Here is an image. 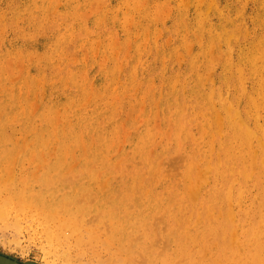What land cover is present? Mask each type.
I'll return each mask as SVG.
<instances>
[{"label": "rangeland", "instance_id": "obj_1", "mask_svg": "<svg viewBox=\"0 0 264 264\" xmlns=\"http://www.w3.org/2000/svg\"><path fill=\"white\" fill-rule=\"evenodd\" d=\"M51 1L50 0H44V1L43 0H0V67H1L0 68V111H1L0 112V128H1V130H0V149L2 147V151H3V153H2V151L0 150V170L6 169L5 167H7V168L10 167L12 169L11 173L7 174L8 173L7 172V173H4L5 176L3 175V179H6L7 183L10 180V184H9V186L5 185L6 187H4V185L1 186L3 188L2 189L0 188V196L2 194V196H3V197L1 196L2 198H4L5 196L7 198H12V197L15 198L16 196L22 195L21 192H24L22 195L23 197L21 196L22 200L25 198L24 199V200H26L24 202L25 206H26V204L29 203V205L26 208V211H28L27 215L26 214H25V216L22 215L24 217L21 216V218L18 221L20 225H21V223L23 225L21 227V230L18 229V228H20V226H18V228H16V224L14 225V223H13V225L15 227L12 226L11 224H9V225H11L10 227H12L10 229L9 225L6 226L5 224H3L0 221V224H1L0 229L2 231H4V233H5L4 234L0 230V252L17 259L18 261L24 262V263H29V261H30V264H32V262H34V261L43 263L44 257H47V253L49 251H51L49 249H52L51 246H56V248L55 247L54 248L58 249L61 252L64 250L63 248H65V252L67 251V255H68V251L71 250V251H69V255H70L71 260H69L70 262H68V263L65 262L64 264H79L80 262H81L80 264H82L83 262L86 263V261H87V264H98L99 262L97 259H99V261H101V259H103V258L105 259V257L110 255L109 253L111 251L112 245H110V247H109V245L106 243V250L103 251L105 249V247L100 246V243L102 242V244L105 245L103 239L106 240L110 236L113 226L117 223V222H113V221L115 219H118L119 222L120 221L126 222V224H124L125 230L127 231V234H130V235H128L129 240H128L127 245H130L131 238L133 239V237H134V239H135L137 237L134 240V242H136L137 239H139L138 236L141 235L140 236L141 239L138 240L136 243H134V245H136V247L132 245L133 247H135V249H133V247H132V250H133L132 254L134 256H136V258L139 259V256H141V254L144 255L145 251L143 248H146V247L152 254H154V252H156V251H159L160 248L162 251V247L164 249V246H162V244L163 245L168 244V245H166L167 249L165 248L162 251L163 254L164 255L170 254V253L172 254L174 252L173 251L174 247H173V244L171 243V241L174 239L175 234L173 233L172 230H171V233L168 232V231H170V229H169L170 227L172 229V224H171L172 223L171 220L173 218L172 215H174V217L178 216V213H176V212H178L179 210H177V209L179 207H181L182 204L185 202V200H186L185 197L188 196V193L192 192L191 188L194 189L195 185H200V183H198L199 182L198 180H196V182L192 184V182H194V181L188 180L187 173L184 171L188 172L187 169H189L190 165L192 164L191 166H193V167H191V168H193L197 172V175L198 176L200 174L203 175V172L205 171L204 166H206V164H208V162H210V160L212 158H214L218 155V152L220 149L219 139H220V136L223 134L225 128H224L223 123H218L219 122L218 117L220 118V115H221L222 118H220V120H222V122H223L224 117H225L224 115H226V112H223L225 110L223 108V105H225V104L228 105L230 98H231V94H233L235 92L234 89H229L227 86L225 87L226 84H224L222 86V83H220L221 82L220 78L226 74H227L226 76H228V78H231V75L234 77L243 76L237 70L239 62L241 61V59L239 60V58H240V56H243V54L245 55L247 53L253 52V50H254V53L257 55V59H256L257 65L256 66L259 67V69L264 68V63H263L264 58L262 57V56H264V52H263L264 51V49H263L264 48V40H263L264 38L262 39V37H264V28H263L264 27V22H263L264 20L262 19V17L264 18V16H263L264 15L263 14L264 13V7H263L264 6V3H263L264 0H215V1L214 0H137V1L136 0H105V1L104 0H58L59 2H57V0H54V1L51 0ZM141 1H142V3H141ZM208 1H211V4L208 5V3H210ZM29 2L31 5L29 4ZM49 4H51V5H49ZM24 5L27 7V9ZM34 5H37L38 8ZM129 5H130V7H129ZM157 6H158V8H157ZM216 6H218V8ZM208 7H210L209 8L210 10L208 9ZM19 8H20V10H19ZM200 8L203 10L204 13H201V12L199 13ZM39 9H41V10H39ZM45 9H46V11H45ZM206 9H208V12H206L207 11ZM239 9H240V11H239ZM14 10H19V11H14ZM27 10H29V11H27ZM54 10H55V12H53ZM31 11L32 12L34 11V12L32 13ZM158 11H159V13H158ZM162 11H163V13H162ZM51 14H53V15H51ZM200 14H201V16H200ZM216 14H218V15H216ZM58 15H60V18H58L59 17ZM181 16H182V18H181ZM183 16H184V18H183ZM232 16H234L233 17L234 20L232 19ZM24 17H26V18H24ZM198 18L199 19L201 18L203 20L201 25H200V20ZM62 19H65V20H62ZM181 19H184V20H181ZM162 21H164V22H162ZM183 21H185V22H183ZM231 21H233V22H231ZM207 22H209V23H207ZM218 23H219V25H218ZM52 24L54 25V27ZM213 24H215V25L213 26ZM232 24L233 25L235 24V26L233 27ZM3 25L5 27H3ZM55 25H56V27H55ZM211 25L214 28L211 29L210 28ZM223 25H224V27H223ZM259 25H262V26L260 27ZM202 26H203V28H201ZM52 27H53V29H52ZM205 27H206V29H205ZM207 27H209V28H207ZM158 28H160L161 30ZM1 29H3V30H1ZM176 29H178V30H176ZM245 29L247 31H245ZM116 30H117V33H116ZM174 30H176V31H174ZM237 30H239V31L241 30V31L239 32ZM231 31H233V32L237 31V34L232 33L235 36L233 41H230L227 38V34H229V33L231 34ZM185 33H186V35H185ZM238 33H239V36L237 37L236 35H238ZM244 33L246 34V36L244 35ZM147 34H148V36H147ZM158 34H159V36H158ZM223 34H224V38L222 36ZM85 35H87V36H85ZM146 37H149V38H147V40L149 39L148 41L146 40ZM93 38H95V39H93ZM115 38H117V39L115 40ZM135 38H136V40H135ZM201 38H202V40H201ZM92 39H93V41H92ZM226 39L229 40L228 41L229 45H228ZM259 39L261 41L259 42L260 44L258 43L259 44L258 45L257 42L259 41ZM166 40H167L168 44L166 43ZM188 41H190V42H188ZM212 41L215 44L211 43ZM145 42H146V49L144 48ZM186 42H188V43H186ZM237 42L238 43L240 42V43L238 44ZM253 42H254V44H253ZM73 43H74L73 51H70L68 46L70 45V48H71ZM60 44H62V45H60ZM135 44H137V45H135ZM212 44L214 45V47H212L213 46ZM239 45H240V47H239ZM245 45H248V46H245ZM186 46H187V48L191 47L190 50H188L186 48ZM215 46H216V48H215ZM60 47H62V48H60ZM231 47H232V50L228 51L229 49H231ZM256 47L258 48L257 52H259V50H260V53H263L262 55L259 56V53L257 54V52L255 51L257 49ZM201 48H202V51H201ZM238 48H239V50H238ZM245 48H247L249 51H247V49H245ZM97 49H98V51H97ZM105 49H107V50H105ZM112 49L114 52L112 51ZM116 50L118 53H116ZM209 50L211 52L213 50V52L211 53ZM240 50H241V52H240ZM238 51L240 52V54L238 53ZM76 52H77V55H76ZM180 52L182 54H179L180 56H178L177 53H180ZM87 54H89V55H87ZM204 54H205V58L203 56ZM226 55L229 58L226 57ZM164 56L166 59L164 58ZM182 56H183V58H181ZM213 56L215 58H212ZM223 56H224V58H223ZM238 56H239V58H238ZM116 57L118 60L116 59ZM258 57L260 59L262 57V59L260 60ZM203 58L205 60H203ZM210 58L212 61H210ZM177 59H179V60H177ZM206 59H207V61H206ZM126 60H128L127 63H126ZM198 60H199V62H198ZM8 61H10V63ZM102 61H104V62L106 61V63H104L102 65V63H103ZM189 61L190 62L193 61V62L190 63ZM200 62H201V64L198 65L197 63H200ZM207 62H208V64H207ZM221 62L224 63L222 65L223 67L220 66L222 64ZM232 62H234L233 63L234 65L231 64ZM259 62H261V63H259ZM205 63L207 65H205ZM189 64H191V65H189ZM100 65H102V68L100 67ZM104 65H105V67H104ZM212 65H215V66L212 67ZM229 65H230V67H229ZM221 67H222V69H221ZM224 67H225V69H224ZM69 69H71V70H69ZM194 69H196L197 71ZM7 70H9V71H7ZM227 70H228V73L225 74V71H227ZM84 71L87 74H85ZM222 71H223V73H222ZM233 71L236 73H233ZM237 71H238V73H237ZM195 72L196 73L198 72V74H196ZM207 72L209 74H206ZM18 74H20V75H18ZM178 74H179V76H178ZM205 74L208 75L207 79H206ZM263 74L255 76V77H253V79L252 78L249 79L251 77V76L248 77L249 75L243 76L244 77L243 81L245 82L247 89L245 88V86L241 80H240V83H242L241 85H242L243 89L245 88V92H247V91L250 92L249 90H252L253 85L258 84L262 79H264ZM135 75H136V78H135ZM14 77H16V78L18 77V78L16 79ZM83 77H85V78H83ZM194 77L195 78L197 77V78L195 79ZM200 77H203V78H201V81L199 80ZM11 78H13L15 80H13ZM38 78H40L39 79L40 81L38 80ZM173 78L176 80L174 81ZM210 78H213L212 79L213 82L210 80ZM256 78L258 79L257 82H256ZM204 79H206L207 81L204 82L205 81ZM56 80H58V81H56ZM184 80H185V82H184ZM51 81H52V83H51ZM172 81H174V82H172ZM196 81H198V82H196ZM200 82H202V83H200ZM168 83H172L175 86L172 87V84H168ZM181 83H182V86H181ZM79 84H80V86H79ZM166 85H168V86H166ZM213 85H214V87H213ZM191 87H193V88H191ZM211 87L213 89L212 92H211V90H212ZM215 87H216V89H215ZM198 88H200V89H198ZM136 89H137V91H136ZM175 89H176V91H175ZM194 89H196V90H194ZM208 89H210V90H208ZM221 89H222V91H221ZM169 90H170V95H169ZM42 91H43V93H42ZM217 91H218L219 95H218ZM229 91L231 92V94ZM115 92H116V94H115ZM220 92L222 93V95L220 97L221 101H218L215 99V97H216V95L219 97ZM226 92H227V94H226ZM202 94H205V95H203V97L207 98V101L210 100L211 96H212V99H211L212 101H208L209 104L211 103V106L209 107L210 111L207 112L208 110L207 111L205 110L207 113H205V111H204L203 115L200 114V113H202L201 112L202 107L199 105V103L201 104L204 100V98L202 97ZM191 95H193V97H191ZM223 95L224 96L228 95V98H227V96H225L227 98L226 99ZM171 96H172V98H171ZM176 96H177V98H176ZM213 99H215V100H213ZM168 100L170 101L169 102L170 105L167 104ZM173 100H174V102H173ZM171 101L173 102V105H172ZM214 101L216 102L215 105H214ZM220 102L222 105L220 104ZM31 104H33V106ZM143 104H145V105H143ZM182 105H185L187 108L185 106L183 107ZM191 105H192V107H194L193 109H192V107H190ZM198 105H199V107H198ZM180 106H181V108H180ZM195 106L197 107L196 110H195V108H196ZM215 106H217V107L215 108ZM22 107L24 109H22ZM140 108H142L141 111H140ZM183 108H186V109H183ZM190 108H191V111H190ZM199 108L201 110H199ZM220 110L222 111L221 113H219ZM198 111H200L199 114H198ZM44 112H45V114H44ZM196 112H197V114H196ZM212 112L214 114H212ZM137 113H139V114H137ZM216 113L218 114L217 119H216V116H217ZM210 114H212V115H210ZM263 114H261L260 118L263 117ZM18 115H21V116H18ZM158 115H159V119H157ZM187 115H189L190 117ZM196 115L199 116V118ZM56 116H58V117H56ZM80 116H82V118ZM46 117H47V119H45ZM209 117H210V119H209ZM140 118H143V119H140ZM180 118H183V119H180ZM188 118H189V120H187ZM204 119H206V120H204ZM211 119H212V121H211ZM207 120L210 122H208ZM157 121L159 122L158 124L154 123ZM205 121H206V123H204ZM262 121H263V119H261V121H260L261 124L262 123L264 124V121L263 122ZM212 122H213V125H212ZM22 123L26 124V126L23 125ZM170 123H171V125H170ZM181 123L182 124L184 123V124L182 125ZM207 123H208V125H207ZM102 124H104V125H102ZM154 124H156V125H154ZM216 124H221L220 130H219V127L216 126ZM29 125L31 127H33V126L34 127L31 128ZM121 125L123 126V128ZM135 125H138V126L136 127ZM171 126H172V128L170 130L169 127H171ZM197 127H198V129H197ZM2 128H3V130H2ZM25 128H26V130L24 131ZM77 128H78V130H77ZM204 128H205V130H204ZM40 129H43V130H40ZM51 129H52V131H50ZM189 129L190 130L192 129V131H190L191 134H193V135H191V137H190V135H187L188 133H190L187 131ZM199 129H201V131ZM31 130H34V131H31ZM36 130L38 132L40 130V132L38 133ZM81 130H82V133H81ZM160 130L162 132H160ZM20 131L22 132V134H20L21 133ZM146 131L148 133H146ZM217 131H220L221 133L218 132V134H216ZM41 132H42V134H41ZM46 132H48L49 134H47ZM157 132H158V134H156ZM28 133H29V135H28ZM68 133L69 134L71 133V134L68 135ZM201 133H204L205 136H203L204 134L200 135ZM209 133H210V135H209ZM19 135H21V137ZM124 135H125V137H124ZM39 136H42V137H39ZM117 136H118V138H117ZM178 136H179V139H178ZM192 136H193V139L191 140L190 138H192ZM202 136H203V139H202L203 142L201 140L199 142L200 143V145H199V143L197 141H199ZM213 136H216L214 138V140L216 141L215 143H214V140L211 139V138H213ZM5 137H6V139H5ZM55 137H56V139L54 140L53 138H55ZM168 137L170 139H168ZM160 138H161V140H160ZM166 138H167V140H166ZM48 139H49V141H48ZM210 139L212 140L213 143L210 141ZM1 140L2 141L6 140V141L2 142ZM141 140H143L144 142ZM193 140H196V141L192 142ZM118 142L120 143V145ZM189 142H190V144H189ZM210 142L213 144V147H212V144ZM82 143L85 145H82ZM108 143H109V145H108ZM111 143H113V144H111ZM139 143H140V145H138ZM206 143H208V144H206ZM23 145L26 146V149H24L25 146H23ZM4 147H5V149H4ZM13 147H14V149H13ZM138 147H139V149H138ZM201 147H202V149H201ZM83 148H84V150H83ZM99 148H103V149L100 150ZM150 148H152V149H150ZM178 148L180 149L181 153H179ZM212 148H214L213 151H211ZM215 148H216V151H215ZM97 149H98V151H97ZM128 149H129V151H128ZM116 150H118V151H116ZM7 151H8V153H6ZM65 151H67V152H65ZM149 151H150V153H149ZM199 152H203V153H201V155L204 154L203 157L201 156L202 158L200 157ZM50 153H51V155H50ZM84 153L86 155H83ZM135 153H137V154L135 155ZM178 153L179 154L183 153V154L181 156H179ZM205 153H207V156H205L206 155ZM10 154H12V155H10ZM15 154H17V156L18 155L19 156L17 157ZM42 154L45 157L44 156L42 157L41 156ZM256 154H257V152H256ZM184 155H187V156H184ZM210 155H211V157H210L211 159H209ZM50 157H51V159H50ZM179 157L183 160L179 159ZM199 157H200V159H199ZM205 157H207V159ZM13 159L15 161L17 160L16 162H14V166L12 164ZM177 159L180 162H178ZM190 159L191 160L195 159V161H194L195 163L192 162ZM208 159H209V161H208ZM1 160H3V161H1ZM158 160H160V161H158ZM169 160H171V161L176 160V163H175L176 165L173 164L174 162H170ZM196 160H198V162H196ZM43 161H46V162L44 163ZM59 161L61 163H59ZM67 161H68V163H67ZM189 161H190V163H189ZM139 162H141L140 165H139ZM166 162H168V165ZM169 162L172 165V167L169 165ZM127 163H128V165L126 166L125 164H127ZM196 163L199 165L198 167H197ZM2 164H4V166ZM38 164H39V166H38ZM59 164H61V165H59ZM85 164H87V165H85ZM92 164H94V165H92ZM115 164L119 168L118 173H117L118 168L114 167ZM181 164H182V166H181ZM186 164L188 165V167ZM10 165L13 167H11ZM36 166H38V168ZM49 166L50 167L52 166V168H50ZM69 166L72 168H70ZM167 166H170V167H167ZM90 167L92 170L90 169ZM109 167H110V169H109ZM156 167H159L160 169L158 168V170H157ZM199 167H200V170H199L200 172L202 171L201 169L203 168V171L200 174H198L199 171L197 170V168H199ZM209 167H212V164ZM68 168H70V169L67 172L66 170H68ZM79 168L82 169V171L80 169V171L82 173L79 171ZM150 168H151V170H149ZM168 168L172 172L168 171ZM30 169H31V171H30ZM32 169H34V170H32ZM132 169H134V170H132ZM178 169H179V171H178ZM87 170L91 171V172H88ZM163 170L167 173H165ZM173 170H174V172H173ZM212 170H215V169L212 167L210 169L211 173L206 174V171L204 173L205 175H207V176H205V178H207V181L209 180V177H210V181H208V184H205L204 180H203L204 182L200 181V182H203V185L205 184V186H203L200 189L201 192L199 193V196L204 195L205 194L204 190H206L208 195L205 194V196H203V198H206V200H208V198L211 196L209 193L213 189V185L216 186L215 180L212 179L216 171L214 172ZM98 171H99L100 176L97 175ZM100 171H101V173H100ZM46 172H48V173H46ZM131 172H132V174H131ZM156 172H159V174ZM162 172H163V174H162ZM70 173H74L76 175H79L80 173L81 174L79 176H76V175L73 176V174L70 175ZM173 173H174V177H173ZM179 173L180 174L182 173V174L180 175ZM25 174H27V180L30 184V185H27L28 187L25 185H18L17 181H16V178L21 177V176H25ZM91 174L93 175V177L96 175L95 176L96 180L92 179L93 177L91 176ZM114 174L116 176L113 177ZM153 174H155V175H153ZM49 175H51L50 178L53 179V181L51 182V185H49L50 182L47 181V178H49ZM62 175H63V177L65 175L71 176L72 178H74L75 176L76 177L74 179H71L72 181H70V180H67V178L68 179H70V178L68 176H66L67 177V178L65 177L67 180L66 181L65 178L64 179L62 178ZM163 175L164 176L166 175L167 177L165 176V179H164ZM144 176H145V178H144ZM198 176H197V179H200V178H198ZM141 177H143V178H141ZM155 177H156V179H155ZM215 177H216V175H215ZM55 178H57V179H55ZM60 178H62L65 181L60 180ZM104 178H106V179H104ZM159 178H160V180H158ZM178 179H180V180H178ZM54 180H55V182H54ZM105 180H106V186L104 187V185H105L104 181ZM157 181H159L158 185L153 186L154 184H157ZM176 181L177 182L180 181V182L177 183ZM45 182H46V184H45ZM53 182L55 185L52 184ZM12 183H14V184L12 185ZM101 183H103L104 189L101 186ZM187 183H189V184L191 183L190 186L193 185L191 188H189L190 191L187 188V187H189V186H187L188 185ZM131 184H133V185H131ZM168 184L171 185L170 186L171 189L170 188L168 189V187H167ZM210 184H213V185H210ZM182 185H184V186L182 187ZM252 185H247L246 194L241 199L242 204L241 203H239V204L234 203V208L236 210H239V208H240L239 205H241V207L243 206L242 209L245 210V208L250 205V203H251L250 201L258 198L257 197L258 194H259V197H261L262 195L264 197V190H259V189H257L258 187H256L255 185H253V186ZM11 186H12V188H11ZM134 186H135V188H134ZM174 186H175V188H174ZM176 187H178V188H176ZM179 187L183 188L184 190L182 189V191H181V189H179ZM249 187H250V189H249L250 191L248 190ZM23 188H25L24 191H23ZM210 188H211V190H210ZM145 190L148 191V192L146 191L147 194H144ZM156 190H158V191H156ZM187 190H188V192H187ZM209 190H210V192H209ZM88 191H89V193H88ZM30 192L34 193L33 196H32V194H30ZM92 192H95V194ZM174 192H175V194H174ZM132 193H133V195H132ZM165 194L168 196H166ZM30 195L32 196V198ZM67 195H68V197H67ZM110 195H111V197H110ZM146 195H147V198H145ZM156 195L159 198H157ZM159 195L160 196L165 195L164 197L167 200L163 199L164 197L163 196L160 197ZM175 195L178 197V202L176 201L177 197ZM181 196H182V199L184 201H182V199L181 200L179 199ZM83 197H84V199H83ZM170 197H171V199L169 200L168 198H170ZM91 198H93L94 201ZM130 198H131V200H130ZM156 198H157V200H156ZM160 198L163 199V201H161ZM199 199H201V198H199ZM199 199L197 200L198 202H199ZM62 201L63 202H67V201L72 202V205L69 204L70 206H68L67 205L68 203L65 204ZM172 201L174 204H172ZM174 201H176V203ZM247 201H249L250 203ZM61 202L64 205H62ZM89 202H91V203L89 204ZM167 203L169 206L167 205ZM170 204H172L173 206ZM179 204H181V206L178 207L177 205H179ZM187 204L189 205V207L190 206L192 207L191 203H186V205H184V206L188 207ZM197 205H199V203ZM63 206H64V209L62 208ZM113 206H114V208L117 207L118 210L113 209ZM166 206H168V207H166ZM170 206H172V208ZM28 207H30V208H28ZM34 207H35V209H34ZM156 207H157V209H156ZM31 208H32V211H31ZM164 208H168V210H166V214L163 213L164 217L162 215L161 219H160L159 217H160V214L162 213V211L165 212ZM56 209H57V213H59L61 215V217L57 213L55 215H58L60 217V219L64 218V217L65 218L68 217V220H70L69 218H71L73 216L72 219L75 222H79L78 219H80V218H77V215L79 213H81V211L84 210L82 212L83 214H79L80 216L78 215V217H81V219H80L81 224L85 223V222H83V220L86 218L88 220H90L91 217H89V216H91L93 214H95V216L98 215L95 218H99V219H91L89 222H88V220L86 221V223L88 224L87 228H86L87 230L84 229L82 232H83V235H84V232L85 233L89 232L90 235L85 234L84 236L83 235L82 236L84 237V239L87 238L85 240H87L88 242H90L89 240H91V242L95 240L94 241L95 244L98 241L97 239L101 240V242L98 241L99 244H96V245L92 242V245H94V248L96 249V247H97L96 250L99 251V253L102 252L101 254L98 253V255H100V257L102 256L101 259H100V257H97L96 255H94L97 251L95 252L94 251L95 249L93 248V246L89 245L88 242H87V246H85V247H83L81 245L82 246L81 249L84 250L83 253H81V249L79 251L78 248L81 246L78 245L79 243L78 244L75 243L77 241L76 236H75V234L73 237L71 236L72 233L70 231L72 228L70 229V227H65L64 228L65 229L64 230V232H65L64 236L63 237L61 236V234L63 235V232H62V233H60V237H62L63 239L65 238V240H67L66 239L67 236L65 237V235H67L69 233L68 239L72 242V244L69 240H67L68 242H66L65 240H61L58 238L59 240H61V245H62L61 246L59 244L58 240H55L57 238L52 239V238H49L51 236H47V234H48L47 231H48L49 225H51V229L54 230V229H58V226H57L58 223H56L57 221L60 222L61 224L66 223L68 221L67 219H65L66 220L65 222L63 221V219H61L62 220L61 221L58 219V216L57 217L54 216V214H52V213H55ZM131 209H133V210L131 211ZM188 209L189 210L187 211V213H188L187 215H189V211H190V208H188ZM35 210L36 211L39 210L37 214L35 213ZM44 210L47 211V213H44L45 212ZM59 210H62V211L58 212ZM101 211L102 212L104 211V213H102ZM170 211H172V212H170ZM97 212H99V213H97ZM45 214H46V216H45ZM120 214H121V216H120ZM169 214H171V215L169 216ZM30 215H32L31 217L35 218V219H32L33 221L31 220ZM36 215L38 216L37 218H36ZM153 215H155V216L158 215L159 220H164V221H160V222L158 221L159 223H156L157 217L156 218L154 217L156 220V221H154V218L152 217ZM26 216H28L27 219L29 218L28 219L29 221L26 219ZM139 216L140 217L141 216L142 217L147 216V219L146 218L145 219L148 223L145 225L142 224L143 226H141L139 224V220H140L138 218ZM162 217H163V219H162ZM22 218L26 219L27 221H25ZM38 218H39V220L37 221ZM93 218H94V215H93ZM148 218H150V221L148 220ZM106 219H108V220H106ZM124 219H125V221H124ZM40 220H41V222H40ZM93 220H95V222ZM169 220H170V222H168ZM195 220L192 221V224L195 223ZM31 222H34V223H31ZM152 222H153V225H154V223L158 224L156 226L157 227L156 229H158V230L153 228ZM164 222H165V224H164ZM197 222L198 221H196V223ZM27 223L30 224L29 226L32 225V227H29L27 225ZM130 223H131V225H129ZM134 223H135V225H134ZM201 223L202 222H198L197 224H201ZM41 224H46V225H41ZM77 224L75 225V228H77V230H78V228H79V230H81L82 228L86 227V225H85V227L82 225V228L77 227ZM106 224L109 226V227L108 226L107 227L110 229V231H109L110 233L106 230V227H105ZM3 225H5V226H3ZM102 225H103V227H102ZM155 225H154V227H155ZM165 225H166V229H165ZM1 226H2V228H1ZM40 226H43V227H40ZM55 226H56V228H54ZM145 226H146V228H145ZM3 227H5V229L8 227L7 228L8 231L3 230ZM13 228H15V230ZM24 228H25V230H24ZM49 228H50V226H49ZM88 228H90L92 232H90ZM94 228H98V230H100V231H98L97 229H94ZM103 228H104V230H103ZM152 228H153V230H152ZM16 229H18V232ZM27 229L30 232L26 231ZM145 229H146V231H144ZM163 229L165 230V232L162 231ZM94 230L96 231V234L100 235V237L96 236V234L93 233ZM14 231H16V232H14ZM32 231H33V233H32ZM42 231H43V233L41 234ZM154 231L156 233H159V234H157V236H156V233ZM72 232L74 233L73 229H72ZM75 232H77V231H75ZM97 232H99V233H97ZM100 232H103L102 233L103 236ZM140 232H143L145 235L143 236V234H139ZM22 233H23V235H22ZM80 233H81V231H80ZM162 233L164 235H162ZM33 234H34V236H33ZM131 234H133V235H131ZM16 235H19V239L21 240V241L19 240L20 244L17 241L18 236H16ZM88 235H89V237H88ZM104 235L106 236V238ZM135 235H137V236L135 237ZM146 235H147V237H146ZM165 235H167L166 237H169L171 235L169 240L167 238H165ZM35 236H36V238H35ZM44 236H46L48 239L45 238ZM94 236H96V238ZM158 236H160L159 239L161 238V236H162V238L159 240L157 238ZM154 237H155V239L157 238L158 240L156 239L157 241H155ZM27 238H28V240H27ZM31 238L34 240H32ZM41 238H42L41 241L43 243H41V241H40ZM73 238H75V240ZM49 239H52V241H54V242H52L50 240V242L53 244V245L50 244L51 246L47 242V241H49ZM147 239H149V240H147ZM162 240H164V242H162ZM64 241L66 243H64ZM148 241L152 244L148 245V243H147ZM166 241H167V243H166ZM67 243H69V244L67 245ZM83 243L84 242H82L81 244H83ZM155 243H157V244H155ZM158 243H160L161 247L158 246L159 245ZM69 245L71 246L70 249L67 248ZM76 245H78L79 247ZM83 245H86V241H85V244H83ZM145 245H147V246L145 247ZM46 247H47V249H46ZM48 247H51V248L48 249ZM41 248L43 250H41ZM60 248L63 250H61ZM66 248L68 250H66ZM101 248L103 250H101ZM107 248H108V250H107ZM85 249H86V251H85ZM44 250H45V252H44ZM91 251H94V252H91ZM76 252H77V254H76ZM107 252H109L108 255L106 254ZM70 253L73 255H71ZM80 253H81V255H80ZM84 253H85V255H84ZM88 253L89 254L91 253V254L89 255ZM54 254L52 255V253H51L49 255V258L53 259ZM66 257L67 256L63 257V255L62 256L60 255V259H58V262L60 264H63L62 260H63V258H66ZM75 257L79 258L80 262H78L77 259L75 260ZM54 259H56V258H54ZM67 259H69V258H67ZM72 259H73V261H72ZM102 261L105 262V260H102ZM102 263L103 262H100L99 264H102Z\"/></svg>", "mask_w": 264, "mask_h": 264}, {"label": "bare ground", "instance_id": "obj_2", "mask_svg": "<svg viewBox=\"0 0 264 264\" xmlns=\"http://www.w3.org/2000/svg\"><path fill=\"white\" fill-rule=\"evenodd\" d=\"M44 1V0H43ZM51 1V0H50ZM54 1V0H53ZM105 1V0H104ZM137 1V0H136ZM215 1V0H214ZM213 1V2H214ZM36 2V1H35ZM52 2V1H51ZM57 2H59L58 0H57ZM56 2V3H57ZM107 2V1H106ZM134 2V1H133ZM140 2V1H139ZM154 2V1H153ZM163 2V1H162ZM208 2H210V3H208V5L209 4H211V1H208ZM263 2V1H262ZM261 2V3H262ZM27 3V2H26ZM141 3H142V1H141ZM146 3V2H145ZM200 3V2H199ZM215 3V2H214ZM264 3V2H263ZM29 4H30V2H29ZM187 4V3H186ZM189 4V3H188ZM28 5V4H27ZM31 5V4H30ZM43 5V4H42ZM41 5V6H42ZM49 5H51V4H49ZM59 5V4H58ZM140 5V4H139ZM160 5V4H159ZM201 5V4H200ZM216 5V4H215ZM263 5V4H262ZM261 5V6H262ZM19 6V5H18ZM25 6V5H24ZM29 6V5H28ZM34 6H36L37 7V5H34ZM93 6V5H92ZM118 6V5H117ZM121 6V5H120ZM161 6V5H160ZM204 6V5H203ZM211 6V5H210ZM26 7V6H25ZM30 7V6H29ZM35 7V8H36ZM53 7V6H52ZM129 7H130V5H129ZM135 7V6H134ZM146 7V6H145ZM217 8H218V6H216ZM264 7V6H263ZM24 8V7H23ZM38 8V7H37ZM110 8V7H109ZM132 8V7H131ZM157 8H158V6H157ZM156 8V9H157ZM210 7H208V9H209ZM26 9H27V7H26ZM25 9V10H26ZM121 9V8H120ZM134 9V8H133ZM144 9V8H143ZM153 9V8H152ZM182 9V8H181ZM208 9H206L207 11L206 12H208ZM19 10H20V8H19ZM19 10H14V11H19ZM30 10V9H29ZM29 10H27V11H29ZM32 10V9H31ZM34 10V9H33ZM39 10H41V9H39ZM138 10V9H137ZM202 9L200 8V11H199V13L201 12V13H204L203 12V10L201 11ZM210 10V9H209ZM213 10V9H212ZM45 11H46V9H45ZM121 11V10H120ZM128 11V10H127ZM239 11H240V9H239ZM26 12V11H25ZM32 12V11H31ZM34 12V11H33ZM32 12V13H33ZM53 12H55V10L53 11ZM72 12V11H71ZM177 12V11H176ZM205 12V13H206ZM221 12V11H220ZM122 13V12H121ZM128 13V12H127ZM157 13V12H156ZM155 13V14H156ZM158 13H159V11H158ZM162 13H163V11H162ZM66 14V13H65ZM91 14V13H90ZM123 14V13H122ZM165 14V13H164ZM231 14V13H230ZM239 14V13H238ZM264 14V13H263ZM22 15V14H21ZM27 15V14H26ZM51 15H53V14H51ZM62 15V14H61ZM117 15V14H116ZM160 15V14H159ZM199 15V14H198ZM216 15H218V14H216ZM24 16V15H23ZM29 16V15H28ZM59 17L58 18H60V15H58ZM131 16V15H130ZM200 16H201V14H200ZM251 16V15H250ZM264 16V15H263ZM54 17V16H53ZM67 17V16H66ZM105 17V16H104ZM118 17V16H117ZM116 17V18H117ZM133 17V16H132ZM153 17V16H152ZM199 17V16H198ZM205 17V16H204ZM233 17L234 16H232V19H233ZM24 18H26V17H24ZM31 18V17H30ZM62 18V17H61ZM65 18V17H64ZM81 18V17H80ZM181 18H182V16H181ZM183 18H184V16H183ZM202 18V17H201ZM199 19L200 20V25H201V23L203 22V20L202 19ZM224 18V17H223ZM66 19V18H65ZM65 19H62V20H65ZM132 19V18H131ZM134 19V18H133ZM176 19V18H175ZM180 19V18H179ZM225 19V18H224ZM262 19L264 20V18L262 17ZM45 20V19H44ZM61 20V19H60ZM85 20V19H84ZM119 20V19H118ZM181 20H184V19H181ZM180 20V21H181ZM221 20V19H220ZM229 20V19H228ZM227 20V21H228ZM234 20V19H233ZM236 20V19H235ZM256 20V19H255ZM28 21V20H27ZM72 21V20H71ZM123 21V20H122ZM128 21V20H127ZM131 21V20H130ZM206 21V20H205ZM226 21V20H225ZM46 22V21H45ZM54 22V21H53ZM162 22H164V21H162ZM176 22V21H175ZM183 22H185V21H183ZM210 22V21H209ZM209 22H207V23H209ZM231 22H233V21H231ZM235 22V21H234ZM262 22V21H261ZM264 22V21H263ZM222 23V22H221ZM220 23V24H221ZM226 23V22H225ZM4 24V23H3ZM42 24V23H41ZM46 24V23H45ZM180 24V23H179ZM230 24V23H229ZM256 24V23H255ZM48 25V24H47ZM53 25V24H52ZM57 25V24H56ZM56 25H55V27H56ZM62 25V24H61ZM70 25V24H69ZM130 25V24H129ZM147 25V24H146ZM203 25V24H202ZM208 25V24H207ZM215 24H213V26H214ZM218 25H219V23H218ZM225 25V24H224ZM224 25H223V27H224ZM228 25V24H227ZM233 25V24H232ZM141 26V25H140ZM199 26V25H198ZM204 26V25H203ZM203 26L201 27V28H203ZM235 26V24L233 25V27ZM260 27L262 26V25H259ZM3 27H5L4 25H3ZM53 27H54V25H53ZM53 27H52V29H53ZM130 27V26H129ZM216 27V26H215ZM227 27V26H226ZM230 27V26H229ZM232 27V28H233ZM167 28V27H166ZM200 28V27H199ZM207 28H209V27H207ZM211 29L212 28H214V27H212V25H211V27H210ZM217 28V27H216ZM264 28V27H263ZM4 29V28H3ZM3 29H1V30H3ZM51 29V28H50ZM148 29V28H147ZM158 29H160V28H158ZM198 29V28H197ZM205 29H206V27H205ZM204 29V30H205ZM226 29V28H225ZM229 29V28H228ZM90 30V29H89ZM140 30V29H139ZM161 30V29H160ZM176 30H178V29H176ZM176 30H174V31H176ZM194 30V29H193ZM200 30V29H199ZM210 30V29H209ZM224 30V29H223ZM222 30V31H223ZM91 31V30H90ZM217 31V30H216ZM225 31V30H224ZM237 31H239V30H237ZM237 31L235 32H233V31H231V34L229 33V34H227V38L230 40V41H233L234 40V38H235V36L232 34V33H235V34H237ZM241 31V30H240ZM239 31V32H240ZM245 31H247L246 29H245ZM145 32V31H144ZM161 32V31H160ZM187 32V31H186ZM200 32V31H199ZM211 32V31H210ZM218 32V31H217ZM244 32V31H243ZM70 33V32H69ZM68 33V34H69ZM116 33H117V30H116ZM138 33V32H137ZM154 33V32H153ZM162 33V32H161ZM177 33V32H176ZM225 33V32H224ZM72 34V33H71ZM76 34V33H75ZM99 34V33H98ZM160 34V33H159ZM159 34H158V36H159ZM217 34V33H216ZM222 34V33H221ZM220 34V35H221ZM250 34V33H249ZM40 35V34H39ZM73 35V34H72ZM80 35V34H79ZM82 35V34H81ZM84 35V34H83ZM185 35H186V33H185ZM207 35V34H206ZM212 35V34H211ZM210 35V36H211ZM244 35L246 36V34L244 33ZM85 36H87V35H85ZM107 36V35H106ZM147 36H148V34H147ZM157 36V37H158ZM223 36V38H224V34L222 35ZM237 37L239 36V33H238V35H236ZM262 36V35H261ZM79 37V36H78ZM156 37V38H157ZM208 37V36H207ZM217 37V36H216ZM118 38V37H117ZM117 38H115V40L117 39ZM137 38V37H136ZM136 38H135V40H136ZM147 38H149V37H146V40H147ZM189 38V37H188ZM218 38V37H217ZM264 37H262V39H263ZM67 39V38H66ZM93 39H95V38H93ZM93 39H92V41H93ZM125 39V38H124ZM198 39V38H197ZM222 39V38H221ZM254 39V38H253ZM261 39V38H260ZM259 39V41L257 42V44L261 41ZM101 40V39H100ZM114 40V41H115ZM149 40V39H148ZM147 40V41H148ZM199 40V39H198ZM201 40H202V38H201ZM206 40V39H205ZM220 40V39H219ZM224 40V39H223ZM227 40V39H226ZM229 40H227V43H228V41ZM241 40V39H240ZM258 40V39H257ZM256 40V41H257ZM264 40V39H263ZM109 41V40H108ZM119 41V40H118ZM138 41V40H137ZM140 41V40H139ZM169 41V40H168ZM68 42V41H67ZM100 42V41H99ZM157 42V41H156ZM188 42H190V41H188ZM188 42H186V43H188ZM224 42V41H223ZM166 43L168 44V42H167V40H166ZM183 43V42H182ZM193 43V42H192ZM211 43H213V41L211 42ZM222 43V42H221ZM235 43V42H234ZM238 43V42H237ZM240 43V42H239ZM238 43V44H239ZM263 43V42H262ZM261 43V44H262ZM102 44V43H101ZM118 44V43H117ZM129 44V43H128ZM141 44V43H140ZM200 44V43H199ZM213 44H215V43H213ZM212 44V45H213ZM220 44V43H219ZM245 44V43H244ZM248 44V43H247ZM251 44V43H250ZM253 44H254V42H253ZM256 44V43H255ZM256 44V45H257ZM260 44V43H259ZM258 44V45H259ZM60 45H62V44H60ZM98 45V44H97ZM105 45V44H104ZM135 45H137V44H135ZM187 45V44H186ZM190 45V44H189ZM209 45V44H208ZM228 45H229V43H228ZM227 45V46H228ZM73 46H74V43H73V45H72V47L70 48V45L68 46V48L70 49V51H73ZM218 46V45H217ZM245 46H248V45H245ZM251 46V45H250ZM63 47V46H62ZM62 47H60V48H62ZM139 47V46H138ZM190 47V46H189ZM210 47V46H209ZM212 47H214V45L212 46ZM221 47V46H220ZM219 47V48H220ZM239 47H240V45H239ZM258 47V46H257ZM256 47V48H257ZM98 48V47H97ZM113 48V47H112ZM145 49H146V42H145V47H144ZM178 48V47H177ZM186 48H187V46H186ZM191 48V47H190ZM190 48H187L188 50H190ZM215 48H216V46H215ZM236 48V47H235ZM255 48V49H256ZM259 48V47H258ZM258 48L255 50L256 52H257V50H258ZM72 49V50H71ZM205 49V48H204ZM209 49V48H208ZM213 49V48H212ZM218 49V48H217ZM237 49V48H236ZM242 49V48H241ZM245 49H247V48H245ZM264 49V48H263ZM59 50V49H58ZM105 50H107V49H105ZM221 50V49H220ZM227 50V49H226ZM230 50H232V47H231V49H229L228 51H230ZM238 50H239V48H238ZM97 51H98V49H97ZM96 51V52H97ZM112 51H113V49H112ZM119 51V50H118ZM201 51H202V48H201ZM200 51V52H201ZM210 51V50H209ZM218 51V50H217ZM223 51V50H222ZM244 51V50H243ZM247 51H249L248 49H247ZM78 52V51H77ZM77 52H76V55H77ZM87 52V51H86ZM114 52V51H113ZM196 52V51H195ZM204 52V51H203ZM211 52V51H210ZM212 52H213V50H212ZM211 52V53H212ZM240 52H241V50H240ZM240 52L238 51V53L240 54ZM251 52V51H250ZM264 52V51H263ZM73 53V52H72ZM94 53V52H93ZM116 53H118L117 52V50H116ZM189 53V52H188ZM230 53V52H229ZM259 53V56L260 55H262L263 53H260V50H259V52H257V54ZM74 54V53H73ZM178 54V56H180L179 54H182L181 52L180 53H177ZM201 54V53H200ZM219 54V53H218ZM238 54V55H239ZM53 55V54H52ZM87 55H89V54H87ZM86 55V56H87ZM95 55V54H94ZM118 55V54H117ZM198 55V54H197ZM202 55V54H201ZM228 55V54H227ZM226 55V57H228ZM177 56V57H178ZM204 56V58H205V54L203 55ZM210 56V55H209ZM217 56V55H216ZM221 56V55H220ZM244 56V57H243ZM243 56H240V58H239V56H238V58H239V60L241 59V61L239 62V65H238V68H237V70L243 75V76H247V75H249L248 77H250L249 79H253V77H255V76H258V75H260V74H263L264 73V68H260L259 69V67H257L256 65H257V63H256V59H257V55L254 53V50H253V52H251V53H247V54H243ZM13 57V56H12ZM60 57V56H59ZM103 57V56H102ZM115 57V56H114ZM171 57V56H170ZM169 57V58H170ZM196 57V56H195ZM198 57V56H197ZM208 57V56H207ZM242 57V58H241ZM263 58H264V56H262ZM262 57H261V59H262ZM164 58H165V56H164ZM163 58V59H164ZM180 58V57H179ZM181 58H183V56L181 57ZM203 58V60H205ZM209 58V57H208ZM212 58H215L214 56L212 57ZM223 58H224V56H223ZM229 58V57H228ZM259 58V57H258ZM35 59V58H34ZM88 59V58H87ZM116 59H117V57H116ZM166 59V58H165ZM164 59V60H165ZM193 59V58H192ZM260 59V58H259ZM260 59V60H261ZM9 60V59H8ZM11 60V59H10ZM31 60V59H30ZM118 60V59H117ZM122 60V59H121ZM177 60H179V59H177ZM191 60V59H190ZM197 60V59H196ZM215 60V59H214ZM231 60V59H230ZM235 60V59H234ZM127 61L128 60H126V63H127ZM139 61V60H138ZM194 61V60H193ZM193 61H189L190 63H192ZM206 61H207V59H206ZM210 61H212L211 60V58H210ZM209 61V62H210ZM218 61V60H217ZM216 61V62H217ZM228 61V60H227ZM232 61V60H231ZM230 61V62H231ZM9 63H10V61H8ZM12 62V61H11ZM23 62V61H22ZM103 63H102V65L104 64V63H106V61L104 62V61H102ZM188 62V63H189ZM198 62H199V60H198ZM263 62V61H262ZM8 63V64H9ZM38 63V62H37ZM196 63V62H195ZM203 63V62H202ZM222 63V62H221ZM226 63V62H225ZM234 62H232L231 64H233ZM259 63H261V62H259ZM264 63V62H263ZM75 64V63H74ZM73 64V65H74ZM198 65L199 64H201V62L200 63H197ZM204 64V63H203ZM207 64H208V62H207ZM206 63H205V65H207ZM216 64V63H215ZM219 64V63H218ZM224 63H222L220 66H222ZM102 65H100V67L102 68ZM120 65V64H119ZM189 65H191V64H189ZM234 65V64H233ZM259 65V64H258ZM19 66V65H18ZM121 66V65H120ZM137 66V65H136ZM202 66V65H201ZM213 66H215V65H212V67ZM217 66V65H216ZM262 66V65H261ZM260 66V67H261ZM8 67V66H7ZM104 67H105V65H104ZM188 67V66H187ZM223 67V66H222ZM222 67H221V69H222ZM229 67H230V65H229ZM1 68V67H0ZM176 68V67H175ZM8 69V68H7ZM59 69V68H58ZM121 69V68H120ZM189 69V68H188ZM207 69V68H206ZM212 69V68H211ZM224 69H225V67H224ZM229 69V68H228ZM10 70V69H9ZM9 70H7V71H9ZM21 70V69H20ZM69 70H71V69H69ZM86 70V69H85ZM192 70V69H191ZM194 70H196V69H194ZM219 70V69H218ZM236 70V69H235ZM177 71V70H176ZM180 71V70H179ZM178 71V72H179ZM197 71V70H196ZM201 71V70H200ZM208 71V70H207ZM221 71V70H220ZM238 71H237V73H238ZM85 72V71H84ZM173 72V71H172ZM175 72V71H174ZM202 72V71H201ZM210 72V71H209ZM7 73V72H6ZM12 73V72H11ZM136 73V72H135ZM134 73V74H135ZM180 73V72H179ZM189 73V72H188ZM196 73V72H195ZM221 73V72H220ZM222 73H223V71H222ZM226 73H228V70L227 71H225V74ZM230 73V72H229ZM233 73H236V72H234L233 71ZM85 74H87L86 72H85ZM174 74V73H173ZM184 74V73H183ZM190 74V73H189ZM196 74H198V72L196 73ZM204 74V73H203ZM202 74V75H203ZM206 74H209L208 72L206 73ZM205 74V75H206ZM18 75H20V74H18ZM17 75V76H18ZM191 75V74H190ZM201 75V76H202ZM217 75V74H216ZM227 75V74H226ZM226 75H221L222 77L220 78V83H222V86L224 85V84H226L225 85V87L227 86L229 89H234L235 90V92L233 93V94H231V92H230V94H231V98H230V101H229V103H228V105H223V108L225 109L223 112H226V115H224L225 117H224V120H223V122H222V120H220V118H222V116L220 115V118L218 117V114L216 113V119H217V117H218V123H223L224 124V128H225V130H224V132H223V134L220 136V139H219V146H220V149H219V152H218V155L216 156V157H214V158H210L211 157V155L209 156V159H211L210 160V162H208L209 161V159H208V164H206V166H204L205 167V171H206V174H209V173H211V171H210V169L213 167L215 170H212V171H216L215 172V174H214V176H213V180H215V182H216V186L215 185H213V184H210V185H213V189L211 190V188H210V190H211V192H210V190H209V194L211 195L209 198H208V200H206V198H203V196H205V194H207V191L206 190H204L205 192V194L204 195H202V196H199V193L201 192L200 191V189L203 187V186H205V184H208V181H210V177H209V180L207 181V178H205V176H207V175H205L204 173H205V171L203 172V175H201L200 173H202V171H203V168L201 169L202 171L200 172L199 170H200V167L199 168H197V170L199 171L198 172V174H200L199 176L197 175V172L193 169V168H191V167H193V166H191L190 165V168L189 169H187L188 170V172L187 171H184V172H186L187 173V176H188V180H191V181H194V182H192V184L193 183H195L196 182V180H198L199 182L198 183H200V185H195V187H194V189H192L191 187L193 186V185H191L190 186V184L189 183H187L186 185L187 186H189V187H187L188 188V190H189V188H191V190H192V192L189 194L188 193V196L187 197H185L186 198V200H185V202L186 203H191V205H192V207L190 206L189 207V205H188V207L187 206H184V205H186V203L184 202L183 204H182V206H181V204H179V205H177L178 207L179 206H181V207H179L177 210H179L178 212H176V213H178V216H175L174 217V215H172V220H171V224H172V229H171V227L169 228L170 229V231H168V232H170L171 233V230L173 231V233L175 234L174 235V239L171 241V243L173 244V247H174V252L171 254H166V255H164L163 254V250L166 248L167 249V246L166 245H168V244H165V245H163L162 244V246H164V249H163V247H162V251H161V248L159 249V251H156V252H154V254H152L148 249H147V245H145V247L146 248H143L144 249V255L143 254H141V256H139V259L138 258H136V256H134L132 253H133V250H132V247L133 246H135L136 247V245H134V243H136L138 240H140L141 238H140V236L141 235H139L138 237H139V239H137V241L136 242H134V240L137 238L136 236L137 235H135V239H134V237H133V239L131 238V240H130V245H127L128 244V235H130V234H127V231L125 230V225L124 224H126V222H119V220L118 219H115L113 222H117L114 226H113V228H112V231H111V234H110V236L106 239V240H104L103 238V241H104V243H105V245H103L102 244V242H101V240L100 239H97L98 241H100L101 243H100V246H103V247H105V249L103 250L102 248H101V250H103V251H105L106 250V243L109 245V247H110V245H112L111 246V251H110V253L109 252H107L106 254L108 255V253L110 254V255H108L107 257H105V259L103 258V259H101V257H100V255H98V253H99V251H97L96 249H97V247H96V249L94 248V245H92V242L94 243V241H92L91 242V240H89L90 242H88L87 240H85V239H87V238H85L84 239V235L85 234H89V232L88 233H85L84 232V235H83V230L84 229H86L87 228V223H86V221L88 220L87 218L86 219H84L83 220V222H85L84 224L82 223H80V219H81V217H78V215L79 214H83L82 212L84 211H81V213H79L78 215H77V218H80V219H78V221L79 222H75V221H73V219H72V217L71 218H69L70 220H68V217L67 218H61V219H63V221L65 222L66 220L65 219H67L68 221L66 222V223H63V224H61L60 222H56V223H58L57 224V226H58V229H54V230H52L51 229V225H49L50 226V228H49V226H48V234H47V236H51V237H49V238H57V239H55V240H58V242H59V244L61 245V240H65V238L63 239L62 237L64 236V228L65 227H70V229L72 228L73 229V231H74V233L72 232V229H71V233H72V237L74 236V234H75V236H76V244H78L79 246H83V247H85V246H87V242H88V244L89 245H91V246H93V248L95 249L94 251L96 252L94 255H96L97 257H100V259H101V261H99V259H97L98 260V262L100 263V262H103L104 264H264V197H263V195L261 196V197H259V194H258V198L257 199H253L252 201H247V202H249L250 203V205L248 206V207H246L245 208V210L244 209H242V207H241V205H239L240 206V208H239V210H236L235 208H234V203H241V199H242V197H244L245 196V194H246V190H247V185H255L256 187H258L257 189H259V190H264V124L262 123L261 124V119H263V121H264V79H262L258 84H256V85H253L252 86V90H249L250 92H245V88H246V85H245V82L243 81V79H244V77L243 76H241V77H234V76H232L231 75V78H228V76H226ZM264 75V74H263ZM87 76V75H86ZM169 76V75H168ZM173 76V75H172ZM178 76H179V74H178ZM187 76V75H186ZM199 76V75H198ZM262 76V75H261ZM177 77V76H176ZM220 77V76H219ZM264 77V76H263ZM14 78H16V77H14ZM18 78V77H17ZM16 78V79H17ZM83 78H85V77H83ZM135 78H136V75H135ZM175 78V77H174ZM173 78V80L175 81L176 79H174ZM178 78V77H177ZM195 78V77H194ZM197 78V77H196ZM195 78V79H196ZM201 78H203V77H200V81H201ZM208 78V75H206V79ZM262 78V77H261ZM11 79H13V78H11ZM40 78H38V80H39ZM172 79V78H171ZM182 79V78H181ZM185 79V78H184ZM206 79H204L205 81L204 82H206L207 80ZM212 79L213 78H210V80L212 81ZM218 79V78H217ZM13 80H15V79H13ZM183 80V79H182ZM187 80V79H186ZM240 80L243 82V84H244V86H245V88L243 89V87H242V83H240ZM255 80V79H254ZM257 78H256V82H257ZM40 81V80H39ZM44 81V80H43ZM56 81H58V80H56ZM93 81V80H92ZM91 81V82H92ZM113 81V80H112ZM171 81V80H170ZM174 81H172V82H174ZM248 81V80H247ZM121 82V81H120ZM169 82V81H168ZM177 82V81H176ZM175 82V83H176ZM184 82H185V80H184ZM187 82V81H186ZM194 82V81H193ZM192 82V83H193ZM196 82H198V81H196ZM213 82V81H212ZM254 82V81H253ZM51 83H52V81H51ZM167 83V82H166ZM195 83V82H194ZM200 83H202V82H200ZM218 83V82H217ZM216 83V84H217ZM168 84H172V83H168ZM198 84V83H197ZM252 84V83H251ZM254 84V83H253ZM91 85V84H90ZM162 85V84H161ZM185 85V84H184ZM250 85V84H249ZM248 85V86H249ZM79 86H80V84H79ZM92 86V85H91ZM166 86H168V85H166ZM175 85H173L172 84V87H174ZM181 86H182V83H181ZM197 86V85H196ZM221 86V87H222ZM20 87V86H19ZM115 87V86H114ZM180 87V86H179ZM184 87V86H183ZM208 87V86H207ZM213 87H214V85H213ZM187 88V87H186ZM191 88H193V87H191ZM201 88V87H200ZM200 88H198V89H200ZM210 88V87H209ZM250 88V87H249ZM169 89V88H168ZM178 89V88H177ZM211 89H212V87H211ZM215 89H216V87H215ZM247 89V88H246ZM148 90V89H147ZM185 90V89H184ZM191 90V89H190ZM193 90V89H192ZM194 90H196V89H194ZM208 90H210V89H208ZM219 90V89H218ZM233 90V91H234ZM28 91V90H27ZM136 91H137V89H136ZM175 91H176V89H175ZM213 91V89L211 90V92ZM221 91H222V89H221ZM134 92V91H133ZM154 92V91H153ZM196 92V91H195ZM206 92V91H205ZM21 93V92H20ZM42 93H43V91H42ZM175 93V92H174ZM180 93V92H179ZM193 93V92H192ZM201 93V92H200ZM199 93V94H200ZM217 93H218V91H217ZM29 94V93H28ZM27 94V95H28ZM37 94V93H36ZM115 94H116V92H115ZM154 94V93H153ZM226 94H227V92H226ZM136 95V94H135ZM165 95V94H164ZM169 95H170V90H169ZM174 95V94H173ZM172 95V96H173ZM203 95H205V94H202V97H203ZM208 95V94H207ZM210 95V94H209ZM218 95H219V93H218ZM221 95H222V93L220 92V96L218 97L217 95H216V97H215V99L216 100H218V101H221L220 100V97H221ZM172 96H171V98H172ZM224 96V95H223ZM225 96H227V98H228V95H225ZM224 96V97H225ZM174 97V96H173ZM180 97V96H179ZM190 97V96H189ZM191 97H193V95H191ZM195 97V96H194ZM207 97V96H206ZM214 97V96H213ZM223 97V98H224ZM12 98V97H11ZM154 98V97H153ZM176 98H177V96H176ZM186 98V97H185ZM184 98V99H185ZM200 98V97H199ZM204 98V97H203ZM226 98V97H225ZM226 98V99H227ZM196 99V98H195ZM211 99H212V96H211ZM208 100V101H212V100ZM215 99H213V100H215ZM2 100V99H1ZM119 100V99H118ZM166 100V99H165ZM170 100V99H169ZM168 100V102H167V104H169V101ZM198 100V99H197ZM185 101V100H184ZM195 101V100H194ZM193 101V102H194ZM199 101V100H198ZM208 101H207V98H204V100H203V102L200 104L199 103V105L202 107V110L199 108V110H201V112L202 113H200L201 115H203V113H204V111L206 110H208L207 112H209L210 110H209V107L211 106V103L209 104L208 103ZM89 102V101H88ZM172 102V101H171ZM173 102H174V100H173ZM173 102H172V105H173ZM23 103V102H22ZM33 103V102H32ZM192 103V102H191ZM215 101H214V105H215ZM84 104V103H83ZM180 104V103H179ZM194 104V103H193ZM220 104H221V102H220ZM219 104V105H220ZM32 106H33V104H31ZM30 105V106H31ZM143 105H145V104H143ZM157 105V104H156ZM170 105V104H169ZM181 105V104H180ZM188 105V104H187ZM195 105V104H194ZM199 105H198V107H199ZM213 105V104H212ZM213 105V106H214ZM222 105V104H221ZM183 107L185 106V105H182ZM81 107V106H80ZM179 107V106H178ZM186 107V106H185ZM190 107H192V105L190 106ZM196 107V106H195ZM217 106H215V108H216ZM219 107V106H218ZM143 108V107H142ZM142 108H140V111H141V109ZM180 108H181V106H180ZM187 108V107H186ZM186 108H183V109H186ZM194 107H192V109H193ZM222 108V107H221ZM22 109H24L23 107H22ZM174 109V108H173ZM178 109V108H177ZM197 109V107L195 108V110ZM34 110V109H33ZM117 110V109H116ZM121 110V109H120ZM217 110V109H216ZM215 110V111H216ZM190 111H191V108H190ZM205 111V113H207ZM214 111V112H215ZM1 112V111H0ZM119 112V111H118ZM150 112V111H149ZM184 112V111H183ZM193 112V111H192ZM199 112L200 111H198V114H199ZM218 112V111H217ZM222 111L220 110V112L219 113H221ZM140 113V112H139ZM139 113H137V114H139ZM158 113V112H157ZM44 114H45V112H44ZM128 114V113H127ZM150 114V113H149ZM188 114V113H187ZM196 114H197V112H196ZM212 114H214L213 112H212ZM212 114H210V115H212ZM223 114V113H222ZM225 114V113H224ZM261 114H263V117H261L260 118V116H261ZM49 115V114H48ZM76 115V114H75ZM74 115V116H75ZM119 115V114H118ZM208 115V114H207ZM18 116H21V115H18ZM47 116V115H46ZM136 116V115H135ZM149 116V115H148ZM187 116H189V115H187ZM197 116V115H196ZM16 117V116H15ZM44 117V116H43ZM49 117V116H48ZM56 117H58V116H56ZM81 118H82V116H80ZM85 117V116H84ZM154 117V116H153ZM170 117V116H169ZM182 117V116H181ZM190 117V116H189ZM192 117V116H191ZM198 118H199V116H197ZM201 117V116H200ZM25 118V117H24ZM135 118V117H134ZM205 118V117H204ZM11 119V118H10ZM45 119H47V117L45 118ZM59 119V118H58ZM85 119V118H84ZM125 119V118H124ZM129 119V118H128ZM140 119H143V118H140ZM146 119V118H145ZM157 119H159V115H158V118ZM170 119V118H169ZM180 119H183V118H180ZM202 119V118H201ZM208 119V118H207ZM209 119H210V117H209ZM213 119V118H212ZM212 119H211V121H212ZM135 120V119H134ZM156 120V119H155ZM154 120V121H155ZM177 120V119H176ZM187 120H189V118L187 119ZM200 120V119H199ZM204 120H206V119H204ZM203 120V121H204ZM7 121V120H6ZM9 121V120H8ZM13 121V120H12ZM58 121V120H57ZM86 121V120H85ZM141 121V120H140ZM159 121V120H158ZM154 122V123H159V122ZM170 121V120H169ZM182 121V120H181ZM184 121V120H183ZM208 121V120H207ZM215 121V120H214ZM213 121V122H214ZM262 121V122H263ZM33 122V121H32ZM148 122V121H147ZM185 122V121H184ZM196 122V121H195ZM208 122H210V121H208ZM213 122H212V125H213ZM216 122V121H215ZM177 123V122H176ZM203 123V122H202ZM204 123H206V121L204 122ZM23 124V123H22ZM45 124V123H44ZM52 124V123H51ZM85 124V123H84ZM123 124V123H122ZM153 124V123H152ZM169 124V123H168ZM182 124V123H181ZM184 124V123H183ZM182 124V125H183ZM215 124V123H214ZM222 124V125H223ZM23 125H25L26 126V124H23ZM82 125V124H81ZM102 125H104V124H102ZM148 125V124H147ZM154 125H156V124H154ZM160 125V124H159ZM170 125H171V123H170ZM205 125V124H204ZM203 125V126H204ZM207 125H208V123H207ZM219 125V126H218ZM220 125L221 124H216V126L217 127H219V130L221 129V127H220ZM30 126V125H29ZM33 126V125H32ZM44 126V125H43ZM55 126V125H54ZM122 126V125H121ZM136 127L138 126V125H135ZM134 126V127H135ZM199 126V125H198ZM23 127V126H22ZM31 127V126H30ZM34 127V126H33ZM33 127H31V128H33ZM63 127V126H62ZM168 127V126H167ZM193 127V126H192ZM191 127V128H192ZM209 127V126H208ZM211 127V126H210ZM30 128V129H31ZM122 128H123V126H122ZM170 128V130H171V128H172V126L171 127H169ZM23 129V128H22ZM36 129V128H35ZM135 129V128H134ZM137 129V128H136ZM184 129V128H183ZM197 129H198V127H197ZM208 129V128H207ZM213 129V128H212ZM217 129V128H216ZM0 130H1V128H0ZM2 130H3V128H2ZM26 130V128L24 129V131ZM29 130V129H28ZM40 130H43V129H40ZM40 130H39V132H40ZM77 130H78V128H77ZM147 130V129H146ZM200 131H201V129H199ZM204 130H205V128H204ZM31 131H34V130H31ZM37 131V130H36ZM50 131H52V129L50 130ZM150 131V130H149ZM188 132H190V131H192V129L190 130H187ZM199 131V132H200ZM211 131V130H210ZM3 132V131H2ZM21 132V131H20ZM27 132V131H26ZM38 132V131H37ZM38 132V133H39ZM54 132V131H53ZM76 132V131H75ZM124 132V131H123ZM130 132V131H129ZM153 132V131H152ZM159 132V131H158ZM158 132L156 133V134H158ZM160 132H162L161 130H160ZM172 132V131H171ZM175 132V131H174ZM181 132V131H180ZM187 132V133H188ZM198 132V133H199ZM204 132V131H203ZM206 132V131H205ZM218 132L219 133H221L220 131H217V133L216 134H218ZM34 133V132H33ZM37 133V134H38ZM47 134H49L48 132H46ZM45 133V134H46ZM52 133V132H51ZM57 133V132H56ZM81 133H82V130H81ZM146 133H148L147 131H146ZM5 134V133H4ZM20 134H22V132L20 133ZM41 134H42V132H41ZM71 134V133H70ZM69 133H68V135H70ZM93 134V133H92ZM125 134V133H124ZM166 134V133H165ZM164 134V135H165ZM170 134V133H169ZM176 134V133H175ZM202 134H204V133H201L200 135H202ZM212 134V133H211ZM28 135H29V133H28ZM52 135V134H51ZM184 135V134H183ZM187 135H190V137H191V135H193V134H191V132L190 133H188ZM186 135V136H187ZM209 135H210V133H209ZM208 135V136H209ZM213 135V134H212ZM8 136V135H7ZM20 137H21V135H19ZM43 136V135H42ZM42 136H39V137H42ZM73 136V135H72ZM105 136V135H104ZM123 136V135H122ZM157 136V135H156ZM185 136V137H186ZM195 136V135H194ZM203 136H205V134L203 135ZM203 136L201 137V139L199 140V141H197L198 143L203 139ZM2 137V136H1ZM4 137V136H3ZM124 137H125V135H124ZM148 137V136H147ZM170 137V136H169ZM168 137V139H170ZM216 136H213V138H211L212 140H214V138H215ZM18 138V137H17ZM117 138H118V136H117ZM163 138V137H162ZM176 138V137H175ZM181 138V137H180ZM4 139V138H3ZM5 139H6V137H5ZM19 139V138H18ZM54 140L56 139V137L55 138H53ZM110 139V138H109ZM137 139V138H136ZM139 139V138H138ZM178 139H179V136H178ZM177 139V140H178ZM191 140L193 139V136H192V138H190ZM196 139V138H195ZM210 139V141L212 142V140ZM13 140V139H12ZM53 140V141H54ZM58 140V139H57ZM114 140V139H113ZM144 140V139H143ZM143 140H141V141H143ZM151 140V139H150ZM160 140H161V138H160ZM166 140H167V138H166ZM205 140V139H204ZM2 141V140H1ZM3 141H6V140H3ZM2 141V142H3ZM11 141V140H10ZM9 141V142H10ZM16 141V140H15ZM23 141V140H22ZM27 141V140H26ZM48 141H49V139H48ZM82 141V140H81ZM124 141V140H123ZM159 141V140H158ZM170 141V140H169ZM179 141V140H178ZM194 141H196V140H193L192 142H194ZM207 141V140H206ZM8 142V143H9ZM18 142V141H17ZM83 142V141H82ZM93 142V141H92ZM144 142V141H143ZM152 142V141H151ZM191 142V141H190ZM190 142H189V144H190ZM202 142H203V140H202ZM210 142V143H211ZM216 141L214 140V143H215ZM119 143V142H118ZM159 143V142H158ZM157 143V144H158ZM181 143V142H180ZM213 143V142H212ZM211 143V144H212ZM3 144V143H2ZM14 144V143H13ZM111 144H113V143H111ZM137 144V143H136ZM146 144V143H145ZM206 144H208V143H206ZM69 145V144H68ZM67 145V146H68ZM82 145H85V144H83L82 143ZM108 145H109V143H108ZM119 145H120V143H119ZM138 145H140V143L138 144ZM199 145H200V143H199ZM198 145V146H199ZM202 145V144H201ZM204 145V144H203ZM7 146V145H6ZM23 146H25V145H23ZM66 146V147H67ZM169 146V145H168ZM179 146V145H178ZM206 146V145H205ZM209 146V145H208ZM218 146V147H219ZM9 147V146H8ZM12 147V146H11ZM62 147V146H61ZM197 147V146H196ZM212 147H213V144H212ZM7 148V147H6ZM10 148V147H9ZM142 148V147H141ZM194 148V147H193ZM204 148V147H203ZM4 149H5V147H4ZM13 149H14V147H13ZM24 149H26V146H25V148ZM66 149V148H65ZM90 149V148H89ZM100 150L101 149H103V148H99ZM105 149V148H104ZM138 149H139V147H138ZM150 149H152V148H150ZM164 149V148H163ZM179 149V148H178ZM199 149V148H198ZM201 149H202V147H201ZM213 149L214 148H212V150L211 151H213ZM1 151H2V147H1V149H0ZM83 150H84V148H83ZM107 150V149H106ZM195 150V149H194ZM193 150V151H194ZM197 150V149H196ZM11 151V150H10ZM97 151H98V149H97ZM116 151H118V150H116ZM128 151H129V149H128ZM132 151V150H131ZM151 151V150H150ZM150 151H149V153H150ZM179 151V153H181V151H180V149L178 150ZM192 151V152H193ZM215 151H216V148H215ZM65 152H67V151H65ZM195 152V151H194ZM193 152V153H194ZM256 152H257V154H256ZM2 153H3V151H2ZM6 153H8V151L6 152ZM56 153V152H55ZM129 153V152H128ZM178 153V154H179ZM200 153V157L202 156L203 157V155L204 154H202L201 155V153H203V152H199ZM208 153V152H207ZM207 153H205L206 155L205 156H207ZM35 154V153H34ZM95 154V153H94ZM113 154V153H112ZM115 154V153H114ZM137 153H135V155H136ZM183 154V153H182ZM182 154H179V156H181ZM188 154V153H187ZM210 154V153H209ZM3 155V154H2ZM10 155H12V154H10ZM16 156H17V154H15ZM50 155H51V153H50ZM83 155H86L85 153L83 154ZM127 155V154H126ZM151 155V154H150ZM189 155V154H188ZM6 156V155H5ZM4 156V157H5ZM19 156V155H18ZM17 156V157H18ZM42 157L44 156L43 154L41 155ZM54 156V155H53ZM122 156V155H121ZM152 156V155H151ZM184 156H187V155H184ZM193 156V155H192ZM9 157V156H8ZM15 157V156H14ZM45 157V156H44ZM66 157V156H65ZM112 157V156H111ZM144 157V156H143ZM146 157V156H145ZM148 157V156H147ZM200 157H199V159H200ZM201 157V158H202ZM213 157V156H212ZM16 158V157H15ZM87 158V157H86ZM108 158V157H107ZM106 158V159H107ZM110 158V157H109ZM135 158V157H134ZM153 158V157H152ZM183 158V157H182ZM196 158V157H195ZM206 159H207V157H205ZM27 159V158H26ZM33 159V158H32ZM50 159H51V157H50ZM179 159H181L180 157H179ZM198 159V160H199ZM4 160V159H3ZM3 160H1V161H3ZM45 160V159H44ZM49 160V159H48ZM178 160V159H177ZM181 160H183V159H181ZM191 160V159H190ZM198 160H196V162H198ZM203 160V159H202ZM13 162H12V164H13V166H14V162H16L14 159L12 160ZM31 161V160H30ZM29 161V162H30ZM103 161V160H102ZM132 161V160H131ZM151 161V160H150ZM158 161H160V160H158ZM170 162H174L173 164L174 165H176L175 163H176V160L175 161H171V160H169ZM192 162H194L195 161V159H193V160H191ZM28 162V163H29ZM44 163L46 162V161H43ZM42 162V163H43ZM49 162V161H48ZM64 162V161H63ZM119 162V161H118ZM170 162H169V165L172 167V165L170 164ZM178 162H180L179 160H178ZM177 162V163H178ZM205 162V161H204ZM203 162V163H204ZM54 163V162H53ZM58 163V162H57ZM59 163H61L60 161H59ZM67 163H68V161H67ZM92 163V162H91ZM101 163V162H100ZM140 163L141 162H139V165H140ZM147 163V162H146ZM167 163V165H168V162H166ZM189 163H190V161H189ZM188 163V164H189ZM195 163V162H194ZM27 164V163H26ZM35 164V163H34ZM33 164V165H34ZM52 164V163H51ZM89 164V163H88ZM104 164V163H103ZM197 164V163H196ZM202 164V163H201ZM211 164H212V167H209V166H211ZM3 166H4V164H2ZM8 165V164H7ZM28 165V164H27ZM26 165V166H27ZM54 165V164H53ZM59 165H61V164H59ZM64 165V164H63ZM73 165V164H72ZM85 165H87V164H85ZM92 165H94V164H92ZM91 165V166H92ZM126 166L128 165V163L127 164H125ZM134 165V164H133ZM132 165V166H133ZM150 165V164H149ZM173 165V166H174ZM187 165V164H186ZM11 166V165H10ZM13 166H11V167H13ZM29 166V165H28ZM38 166H39V164H38ZM38 166H36L37 168H38ZM117 165L115 164V168H118V166L116 167ZM160 166V165H159ZM170 166H167V167H170ZM178 166V165H177ZM181 166H182V164H181ZM195 166V165H194ZM199 165L197 164V167H198ZM43 167V166H42ZM50 167V166H49ZM63 167V166H62ZM70 167V166H69ZM86 167V166H85ZM152 167V166H151ZM187 167H188V165H187ZM6 169H2V170H0V188L2 189L3 187H1L2 185H4V187H6V186H9V184H10V180H9V182L7 183L6 182V179H3V175H4V173H7V174H9V173H11V171H12V169L9 167V168H7V167H5ZM50 168H52V166L50 167ZM70 168H72V167H70ZM70 168H68V170H66L67 172L69 171V169ZM93 168V167H92ZM157 168V170H158V168L159 167H156ZM24 169V168H23ZM36 169V168H35ZM43 169V168H42ZM80 169L81 168H79V171H80ZM86 169V168H85ZM84 169V170H85ZM90 169H91V167H90ZM109 169H110V167H109ZM160 169V168H159ZM172 169V168H171ZM32 170H34V169H32ZM61 170V169H60ZM59 170V171H60ZM65 170V169H64ZM92 170V169H91ZM119 170V168L117 169V173L119 172L118 171ZM132 170H134V169H132ZM131 170V171H132ZM149 170H151V168L149 169ZM156 170V171H157ZM165 170V169H164ZM163 170V171H164ZM176 170V169H175ZM10 171V172H9ZM30 171H31V169H30ZM65 171V172H66ZM81 171H82V169H81ZM80 171V172H81ZM86 171V170H85ZM88 171V170H87ZM136 171V170H135ZM134 171V172H135ZM168 171H171V170H169V168H168ZM177 171V170H176ZM178 171H179V169H178ZM21 172V171H20ZM23 172V171H22ZM49 172V171H48ZM48 172H46V173H48ZM88 172H91V171H88ZM151 172V171H150ZM160 172V171H159ZM159 172H156V173H158L159 174ZM165 172V171H164ZM172 172V171H171ZM173 172H174V170H173ZM182 172V171H181ZM59 173V172H58ZM79 173V172H78ZM82 173V172H81ZM80 173V174H81ZM96 173V172H95ZM100 173H101V171H100ZM149 173V172H148ZM165 173H167V172H165ZM33 174V173H32ZM73 174V176L74 175H76V174H74V173H70V175H72ZM79 174V175H80ZM124 174V173H123ZM131 174H132V172H131ZM130 174V175H131ZM162 174H163V172H162ZM180 174V173H179ZM178 174V175H179ZM182 174V173H181ZM180 174V175H181ZM24 175V174H23ZM52 175V174H51ZM51 175H49V178H47L46 176V178H47V181L48 182H50V184L49 185H51V182L53 181V179H51L50 177H51ZM61 175V174H60ZM79 175H76V176H79ZM97 175H99V171H98V173H97ZM121 175V174H120ZM135 175V174H134ZM153 175H155V174H153ZM168 175V174H167ZM186 175V174H185ZM215 175H216V177H215ZM5 176V175H4ZM32 176V175H31ZM66 176H68V175H65L64 177H63V175H62V178L64 179ZM75 176V177H76ZM91 176L93 177V175L91 174ZM90 176V177H91ZM96 176V175H95ZM93 177L92 179H95L96 177ZM100 176V175H99ZM114 176H116L115 174L113 175V177ZM138 176V175H137ZM147 176V175H146ZM166 176V175H165ZM165 176L163 175V177H164V179H165ZM186 176V177H187ZM197 176H198V178H200V179H197ZM33 177V176H32ZM36 177V176H35ZM70 179H68L67 177V180H70V181H72L71 179H74V178H72L71 176H68ZM154 177V176H153ZM152 177V178H153ZM167 177V176H166ZM173 177H174V173H173ZM212 177V176H211ZM62 178H60V180H63ZM66 178H65V180H66ZM99 178V177H98ZM108 178V177H107ZM141 178H143V177H141ZM144 178H145V176H144ZM206 180H205V179ZM34 179V178H33ZM36 179V178H35ZM43 179V178H42ZM55 179H57V178H55ZM104 179H106V178H104ZM155 179H156V177H155ZM170 179V178H169ZM65 180H63V181H65ZM66 180V181H67ZM96 180V179H95ZM144 180V179H143ZM158 180H160V178L158 179ZM178 180H180V179H178ZM205 181V184L203 185V182ZM16 181H17V184L18 185H25V186H27V185H30L29 184V182H28V180H27V174H25V176H21V177H18V178H16ZM34 181V180H33ZM44 181V180H43ZM46 181V182H47ZM69 181V182H70ZM84 181V180H83ZM82 181V182H83ZM156 181V180H155ZM200 181H203V182H200ZM42 182V181H41ZM46 182H45V184H46ZM54 182H55V180H54ZM54 182L52 183L53 185H55L54 184ZM105 182V183H104ZM103 183L105 184L104 185V187L106 186V180L104 181ZM135 182V181H134ZM158 182L159 181H157V184H154L153 186H155V185H158ZM177 182V181H176ZM180 182V181H179ZM179 182H177V183H179ZM190 182V181H189ZM103 183H101V186L103 187ZM132 183V182H131ZM143 183V182H142ZM182 183V182H181ZM197 183V184H198ZM14 183H12V185H13ZM34 184V183H33ZM136 184V183H135ZM6 185V186H5ZM32 185V184H31ZM129 185V184H128ZM131 185H133V184H131ZM169 185V184H168ZM167 185V187H168V189L170 188V186L171 185H169L168 186ZM252 185V186H253ZM97 186V185H96ZM108 186V185H107ZM184 185H182V187H183ZM201 186V187H200ZM24 187V186H23ZM28 187V186H27ZM104 187H103V189H104ZM137 187V186H136ZM210 187V186H209ZM11 188H12V186H11ZM14 188V187H13ZM98 188V187H97ZM134 188H135V186H134ZM173 188V187H172ZM174 188H175V186H174ZM176 188H178V187H176ZM208 188V187H207ZM149 189V188H148ZM147 189V190H148ZM171 189V188H170ZM179 189H181V191H182V189L183 188H180L179 187ZM250 189V187L248 188V190ZM25 190V188H23V191ZM68 190V189H67ZM147 190H145V193L144 194H147ZM152 190V189H151ZM176 190V189H175ZM174 190V191H175ZM184 190V189H183ZM188 190H187V192H188ZM208 190V189H207ZM2 191V190H1ZM90 191V190H89ZM89 191H88V193H89ZM147 191V192H146ZM156 191H158V190H156ZM164 191V190H163ZM168 191V190H167ZM166 191V192H167ZM190 191V190H189ZM250 191V190H249ZM258 191V190H257ZM102 192V191H101ZM162 192V191H161ZM177 192V191H176ZM186 192V191H185ZM186 192V193H187ZM6 193V192H5ZM22 193V195H23V193L24 192H21ZM92 193H94L95 194V192H92ZM91 193V194H92ZM254 193V192H253ZM258 193V192H257ZM30 194H32V196H33V192H30ZM36 194V193H35ZM74 194V193H73ZM129 194V193H128ZM156 194V193H155ZM158 194V193H157ZM163 194V193H162ZM174 194H175V192H174ZM180 194V193H179ZM261 194V193H260ZM4 195V194H3ZM22 195H20V196H16L15 198L14 197H12V198H7L6 196L4 197V198H2L3 196H2V194H1V196H0V221L3 223V224H5L6 226H8L9 224H11L12 226H14L15 224H16V228H18V226H20V228H18V229H20L21 230V227L23 226L22 225V223H21V225L19 224V219L21 218V216L22 215H24L25 216V214L27 215V212L28 211H26V208H27V206L29 205V203L28 204H26V206H25V204H24V202L26 201V200H22ZM57 195V194H56ZM83 195V194H82ZM132 195H133V193H132ZM166 195V194H165ZM164 195V196H165ZM177 195V194H176ZM175 195V196H176ZM194 195V196H193ZM208 195V194H207ZM254 195V194H253ZM256 195V194H255ZM22 196V197H21ZM31 196V195H30ZM32 196H31V198H32ZM95 196V195H94ZM114 196V195H113ZM112 196V197H113ZM157 196V195H156ZM160 196V195H159ZM163 195H161L160 197H162ZM163 196V197H164ZM166 196H168V195H166ZM185 196V195H184ZM62 197V196H61ZM67 197H68V195H67ZM66 197V198H67ZM110 197H111V195H110ZM109 197V198H110ZM132 197V196H131ZM177 197V196H176ZM252 197V196H251ZM96 198V197H95ZM145 198H147V195L145 196ZM157 198H159L158 196H157ZM157 198H156V200H157ZM167 198V197H166ZM199 198H201V199H199ZM250 198V197H249ZM83 199H84V197H83ZM91 199H93V198H91ZM149 199V198H148ZM154 199V198H153ZM161 199V198H160ZM163 199H165V197L163 198ZM163 199H161V201H163ZM169 200L171 199V197L170 198H168ZM180 200L182 199V196L179 198ZM199 199V202L197 201ZM33 200V199H32ZM130 200H131V198H130ZM150 200V199H149ZM148 200V201H149ZM165 200H167V199H165ZM164 200V201H165ZM168 200V201H169ZM174 200V199H173ZM86 201V200H85ZM93 201H94V199H93ZM106 201V200H105ZM160 201V200H159ZM177 202H178V197H177V200H176ZM176 201H174L175 203H176ZM182 201H184L183 199H182ZM191 201V202H190ZM63 202V201H62ZM62 202H61V204H62ZM101 202V201H100ZM122 202V201H121ZM155 202V201H154ZM158 202V201H157ZM167 202V201H166ZM195 204H194V203ZM199 203V205H197L198 203ZM24 205H23V204ZM31 203V202H30ZM63 203H65V204H67L68 206H70L69 204H71L72 205V202H63ZM91 202H89V204H90ZM169 203V202H168ZM168 203H167V205H168ZM248 203V204H249ZM172 204H174L173 203V201H172ZM172 204H170V205H172ZM242 204V203H241ZM62 205H64V204H62ZM86 205V204H85ZM162 205V204H161ZM244 205V204H243ZM145 206V205H144ZM169 206V205H168ZM168 206H166V207H168ZM173 206V205H172ZM172 206H170L171 208H172ZM200 206V207H199ZM31 207V206H30ZM30 207H28V208H30ZM146 207V206H145ZM154 207V206H153ZM169 207V208H170ZM195 209H194V208ZM63 209H64V206L62 207ZM61 208V209H62ZM83 208V207H82ZM188 208H190V211H189V215H187L188 213H187V211L189 210ZM237 208V207H236ZM34 209H35V207H34ZM41 209V208H40ZM113 209H117V207L116 208H114V206H113ZM136 209V208H135ZM156 209H157V207H156ZM165 210V212H163L162 211V213L160 214V217L157 215V216H155V215H153L152 217L154 218H156L157 217V222L156 223H159L160 221H164V220H159V218L161 219V216L163 215V217H164V214H166V210H168V208H164ZM30 210V209H29ZM37 210V209H36ZM35 210V213L37 214L38 213V211H36ZM91 210V209H90ZM89 210V211H90ZM103 210V209H102ZM118 210V209H117ZM123 210V209H122ZM133 209H131V211H132ZM172 210V209H171ZM31 211H32V208H31ZM45 211V210H44ZM62 210H59L58 212H61ZM127 211V210H126ZM161 211V210H160ZM102 212V211H101ZM128 212V211H127ZM148 212V211H147ZM170 212H172V211H170ZM34 213V214H35ZM44 213H47V211H45ZM57 213V209H56V211H55V213H52V214H54V216H58V215H60L59 213H57L58 215H55ZM97 213H99V212H97ZM102 213H104V211L102 212ZM118 213V212H117ZM126 213V212H125ZM146 213V212H145ZM144 213V214H145ZM164 213V214H163ZM66 214V213H65ZM101 214V213H100ZM174 214V213H173ZM93 215H94V218H93ZM93 215H91V216H89V217H91V219H99V218H95V217H97V216H95V214H93ZM147 215V214H146ZM171 214H169V216H170ZM24 216H22V217H24ZM32 215H30V218H31V220L32 219H35L34 217H31ZM45 216H46V214H45ZM68 216V215H67ZM80 216V215H79ZM120 216H121V214H120ZM27 217L28 216H26V219H27ZM38 216L36 215V218H37ZM40 217V216H39ZM60 217H61V215H60ZM60 217L58 216V219L59 220H61L60 219ZM70 217V216H69ZM159 217V218H158ZM163 217H162V219H163ZM137 218V217H136ZM140 220H139V224L141 225V226H143V225H145V224H147L148 222L146 221V219H147V216H145V217H138ZM146 218V219H145ZM155 218H154V221H156L155 220ZM22 219H24V218H22ZM26 219H24L25 221H27ZM90 219V220H91ZM167 219V218H166ZM196 219V220H195ZM39 220V218L37 219V221ZM51 220V219H50ZM90 220H88V222L90 221ZM106 220H108V219H106ZM148 220L150 221V218H148ZM153 220V219H152ZM168 220V219H167ZM193 220H195V223H193L192 224V221ZM23 221V220H22ZM29 221V220H28ZM33 221V220H32ZM48 221V220H47ZM55 221V220H54ZM62 221V220H61ZM94 222H95V220H93ZM124 221H125V219H124ZM153 221V222H154ZM159 221V222H158ZM196 221H198V222H202L201 224H197L196 223ZM24 222V221H23ZM40 222H41V220H40ZM153 222H152V225H153ZM168 222H170V220L168 221ZM13 223H14V225H13ZM25 223V222H24ZM31 223H34V222H31ZM39 223V222H38ZM37 223V224H38ZM44 223V222H43ZM60 223V224H59ZM79 225H78V224ZM112 223V222H111ZM156 223H154V225L156 224ZM54 224V223H53ZM65 224V225H64ZM77 224V227H81L82 228V225L85 227V225H86V227L85 228H82L81 230H79V228H78V230H77V228H75V225ZM104 224V223H103ZM143 224V225H142ZM164 224H165V222H164ZM169 224V223H168ZM1 225V224H0ZM5 225H3V226H5ZM11 225H9V228L11 229L12 227H10ZM25 225V224H24ZM27 225L29 226L30 224H28L27 223ZM41 225H46V224H41ZM105 225V224H104ZM129 225H131V223L129 224ZM134 225H135V223H134ZM137 225V224H136ZM154 225H153V228H157L156 226L158 225V224H156L155 225V227H154ZM37 226V225H36ZM61 226V227H60ZM93 226V225H92ZM108 225L106 224V230L109 232L110 231V229L107 227ZM151 226V225H150ZM15 227V226H14ZM29 227H32V225L31 226H29ZM39 227V226H38ZM40 227H43V226H40ZM47 227V226H46ZM96 227V226H95ZM100 227V226H99ZM102 227H103V225H102ZM164 227V226H163ZM1 228H2V226H1ZM8 228V227H7ZM7 228L5 229V227H3V230H7ZM54 228H56V226L54 227ZM101 228V227H100ZM145 228H146V226H145ZM153 228H152V230H153ZM14 230H15V228H13ZM18 229H16L17 230V232H18ZM31 229V228H30ZM60 229V230H59ZM89 229V231L90 232H92L91 231V229L90 228H88ZM94 229H97L98 230V228H94ZM102 229V228H101ZM109 229V230H108ZM154 229V230H155ZM165 229H166V225H165ZM1 230V229H0ZM24 230H25V228H24ZM33 230V229H32ZM37 230V229H36ZM42 230V229H41ZM45 230V229H44ZM87 230V229H86ZM93 230V229H92ZM103 230H104V228H103ZM156 230H158V229H156ZM155 230V231H156ZM8 231V230H7ZM26 231H29L28 229L26 230ZM35 231V230H34ZM39 231V230H38ZM59 231V232H58ZM75 231H77V232H75ZM80 231H81V233H80ZM98 231H100V230H98ZM141 231V230H140ZM144 231H146V229L144 230ZM151 231V230H150ZM149 231V232H150ZM154 231V232H155ZM163 232H165V230L163 229L162 230ZM1 232H3L4 233V231H2L1 230ZM14 232H16V231H14ZM30 232V231H29ZM28 232V233H29ZM45 232V231H44ZM50 232V233H49ZM63 232V235L61 234V236L62 237H60V233H62ZM87 232V231H86ZM157 232V231H156ZM155 232V233H156ZM21 233V232H20ZM19 233V234H20ZM32 233H33V231H32ZM43 233V231L41 232V234ZM68 233V232H67ZM66 233V234H67ZM94 234H96V231L94 230V232H93ZM97 233H99V232H97ZM101 234L103 233V232H100ZM107 233V232H106ZM110 233V232H109ZM146 233V232H145ZM5 234V233H4ZM15 234V233H14ZM30 234V233H29ZM92 234V233H91ZM139 234H143V236L145 235L143 232H140ZM149 234V233H148ZM157 234H159V233H156V236H157ZM2 235V234H1ZM22 235H23V233H22ZM37 235V234H36ZM83 235V236H82ZM90 235V234H89ZM89 235H88V237H89ZM131 235H133V234H131ZM162 235H164L163 233H162ZM16 236H18V239H17V241L19 242V235H16ZM28 236V235H27ZM33 236H34V234H33ZM38 236V235H37ZM43 236V235H42ZM67 236V240H69L68 238H69V233L67 234V235H65V237ZM93 236V235H92ZM96 236H99L100 237V235L99 234H96ZM96 236H94L95 238H96ZM102 236H103V234H102ZM105 236V235H104ZM155 236V237H156ZM167 235H165V238H167L168 240H169V238H170V236L169 237H166ZM32 237V236H31ZM45 238H47L46 236H44ZM146 237H147V235H146ZM155 237H154V240L155 241H157L158 239H159V237L160 236H158L156 239H155ZM33 238V237H32ZM31 238V239H32ZM35 238H36V236H35ZM39 238V237H38ZM61 239V240H59V239ZM105 238H106V236H105ZM161 238H162V236H161ZM160 238V239H161ZM48 239V238H47ZM52 239H49V241H47L48 243H49V245L51 244V245H53L51 242H50V240L52 241ZM74 240H75V238H73ZM90 239V238H89ZM159 239V240H160ZM166 239V240H167ZM27 240H28V238H27ZM32 240H34V239H32ZM42 240V238L40 239V241ZM67 240H65L66 242H68ZM147 240H149V239H147ZM152 240V239H151ZM167 240V241H168ZM21 241V240H20ZM64 241V243H66ZM70 241V240H69ZM85 241H86V245H83V244H85ZM97 241V243L96 244H99V242ZM106 241V242H105ZM167 241H166V243H167ZM52 242H54V241H52ZM56 242V241H55ZM57 242V243H58ZM63 242V241H62ZM71 242V241H70ZM69 242V243H70ZM73 242V243H74ZM82 242H84L83 244H81ZM140 242V241H139ZM154 242V241H153ZM159 242V241H158ZM162 242H164V240H162ZM41 243H43L42 241H41ZM46 243V242H45ZM69 243H67V245L69 244ZM148 243V245L149 244H152V243H150L149 241L147 242ZM19 244H20V242H19ZM71 244H72V242H71ZM95 244V243H94ZM95 244V245H96ZM139 244V243H138ZM141 244V243H140ZM155 244H157V243H155ZM159 245V247H161L160 246V243H158ZM47 245V244H46ZM50 245V246H51ZM57 245V244H56ZM75 245V244H74ZM78 245H76V246H78ZM133 245V246H132ZM62 246V245H61ZM73 246V245H72ZM78 246V247H79ZM82 246L81 247H79L78 249H79V251H80V249L82 248ZM42 247V246H41ZM52 247V249H49V248H51ZM51 247H48V249L49 250H53L52 252L51 251H49L48 253H47V257H44V262L43 263H40V262H36V261H34V262H32V264H60L59 262H58V259H60V255L62 256L63 255V257H65V256H67L66 258H63V260H62V262H63V264L66 262V263H68V262H70L69 260H71L70 259V255H69V251H71V250H69L68 251V255H67V251L65 252V248H63V249H61V250H63L62 252L61 251H59L58 249H55L56 248V246H51ZM55 247V248H54ZM60 247V246H59ZM67 247V246H66ZM70 245L67 247V248H69L70 249ZM113 247V248H112ZM135 247H133V249H135ZM66 248V250H68ZM76 248V247H75ZM90 248V247H89ZM92 248V249H93ZM100 248V247H99ZM170 248V247H169ZM46 249H47V247H46ZM72 249V248H71ZM140 249V248H139ZM41 250H43L42 248H41ZM73 250V249H72ZM90 250V249H89ZM107 250H108V248H107ZM137 250V249H136ZM141 250V249H140ZM55 251V252H54ZM77 251V250H76ZM83 249H81V253H83ZM85 251H86V249H85ZM94 251H91V252H94ZM43 252V251H42ZM44 252H45V250H44ZM47 252V251H46ZM52 253V255L54 254V258H56V259H51V258H49V255ZM81 253H80V255H81ZM102 252H100L99 254H101ZM60 254V255H59ZM71 254V253H70ZM76 254H77V252H76ZM75 254V255H76ZM89 254V253H88ZM91 254V253H90ZM89 254V255H90ZM93 254V253H92ZM57 255V256H56ZM71 255H73V254H71ZM79 255V254H78ZM79 255V256H80ZM84 255H85V253H84ZM164 255V256H163ZM77 256V255H76ZM83 256V255H82ZM51 257V256H50ZM78 257V256H77ZM84 257V256H83ZM93 257V256H92ZM67 258H69V259H67ZM90 258V257H89ZM108 258V259H107ZM78 260V262H80V259L79 258H76L75 257V260ZM94 259V258H93ZM65 260V261H64ZM102 260H105V262L104 261H102ZM72 261H73V259H72ZM77 262V261H76ZM81 263V262H80ZM79 263V264H80ZM85 262H83L82 264H84ZM93 263V262H92ZM97 263V262H96ZM98 263V264H99ZM102 263V264H103ZM0 264H30V261H29V263H24V262H21V261H18L17 259H15V258H13V257H10V256H8V255H6V254H4V253H1L0 252ZM85 264H87V261H86V263Z\"/></svg>", "mask_w": 264, "mask_h": 264}]
</instances>
